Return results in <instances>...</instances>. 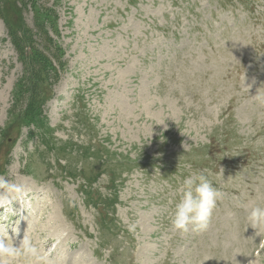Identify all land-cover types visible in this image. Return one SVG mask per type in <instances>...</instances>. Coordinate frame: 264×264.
Instances as JSON below:
<instances>
[{
    "label": "rangeland",
    "instance_id": "obj_1",
    "mask_svg": "<svg viewBox=\"0 0 264 264\" xmlns=\"http://www.w3.org/2000/svg\"><path fill=\"white\" fill-rule=\"evenodd\" d=\"M9 1L0 239L28 237L35 264H264V229L247 221L264 206V0ZM15 36L57 71L54 46L64 55L35 126ZM201 173L222 197L207 233L181 235L170 215Z\"/></svg>",
    "mask_w": 264,
    "mask_h": 264
},
{
    "label": "clouds",
    "instance_id": "obj_2",
    "mask_svg": "<svg viewBox=\"0 0 264 264\" xmlns=\"http://www.w3.org/2000/svg\"><path fill=\"white\" fill-rule=\"evenodd\" d=\"M251 85L247 87L249 88ZM255 100L264 107V93H257ZM159 124H164L161 122ZM158 124V125H159ZM180 191L181 199L170 215V224L174 231L181 235L191 231L194 235L207 233L212 224L214 210L222 193L217 190L207 177L201 173L186 179ZM247 221L253 229H264V206H253L248 211ZM137 224L129 225V232L136 234ZM23 260L25 264H35L41 259L38 248L24 236L19 242H7L0 239V264H17Z\"/></svg>",
    "mask_w": 264,
    "mask_h": 264
},
{
    "label": "trees",
    "instance_id": "obj_3",
    "mask_svg": "<svg viewBox=\"0 0 264 264\" xmlns=\"http://www.w3.org/2000/svg\"><path fill=\"white\" fill-rule=\"evenodd\" d=\"M20 0H12L11 2L16 3ZM4 2H10L9 0H4ZM8 7L11 9L12 6L10 3ZM13 11V10H12ZM11 11V13H12ZM4 14V13H3ZM14 19V18H13ZM12 28H18L17 20L14 19V22L10 25ZM40 32V37L45 38L46 31L43 27L37 28ZM14 43L18 48L19 54L22 57V60L26 61L28 64V75L26 76L27 83L30 84L32 90V96L30 97L27 107H28V122H31L34 126L35 124L42 123V120H39L43 117L40 106H32L35 103L40 104L44 102L45 95L41 94L40 83L43 80L48 81V79L53 80L52 82L58 80L59 70L63 68L61 59L63 58V53L58 45L54 46L52 57L58 63V71L50 63L49 57L46 52L42 51L40 47L36 44L34 38L20 39L15 36ZM46 49V46H43ZM31 64V69L29 71V66ZM48 84H51L48 81ZM31 107V108H30ZM34 108V109H33ZM39 118V119H38Z\"/></svg>",
    "mask_w": 264,
    "mask_h": 264
},
{
    "label": "bare ground",
    "instance_id": "obj_4",
    "mask_svg": "<svg viewBox=\"0 0 264 264\" xmlns=\"http://www.w3.org/2000/svg\"><path fill=\"white\" fill-rule=\"evenodd\" d=\"M4 202V201H3ZM4 220V219H3Z\"/></svg>",
    "mask_w": 264,
    "mask_h": 264
}]
</instances>
